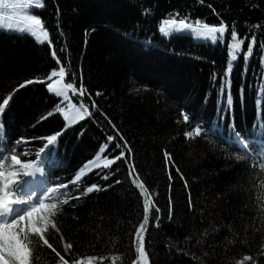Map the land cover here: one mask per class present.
<instances>
[{
  "label": "trees",
  "instance_id": "trees-1",
  "mask_svg": "<svg viewBox=\"0 0 264 264\" xmlns=\"http://www.w3.org/2000/svg\"><path fill=\"white\" fill-rule=\"evenodd\" d=\"M45 2L46 7L39 14L52 34L61 60H69L72 70L77 72V80L81 35L97 27L112 26V30L103 31L95 42L94 81L103 93L101 99L111 111L123 114V134L133 149L146 150L152 159L160 162L161 150L167 147L183 173L181 177L172 168L176 215L159 228L149 225L146 247L151 264H236L244 255H252L256 264H264V169L258 167L260 160L256 166H252L251 158L237 161L230 154H243L242 150L228 139L233 115L235 130L241 136L256 132V144L260 130L264 129V78L261 77L264 59L259 55L264 46V0ZM57 5L63 35L57 28ZM174 17L213 24L223 18L230 30L235 29L242 37L256 35L253 57L245 63L241 54L234 62L231 115L225 113L223 119L219 118L227 89L224 96L218 95L221 78L231 59L229 34L216 43L198 41L186 33L169 38L161 36L162 21ZM248 43L246 39L245 50ZM60 48L65 51L61 53ZM50 52L47 44L39 43L28 33L0 28V98L25 79L45 77L56 66ZM13 99L15 104L3 117L6 121L3 131L13 140L20 136L43 137L63 127L59 114L40 120L58 102L44 84L34 83L19 89ZM181 109L189 111L188 123L183 121ZM193 117H199L204 127L218 123L224 137H206L202 133L186 139L183 133L195 126ZM97 121L96 118L81 121L62 135L57 147L64 166L55 171L54 178L61 182L72 180L81 167L95 159L105 143L110 145L108 157L118 154L119 149L113 145L119 139L107 142L108 134ZM42 143L37 139L27 145L29 158H34V151ZM256 144L249 145L253 152L257 151ZM127 167L119 160L110 169L103 165L91 171L86 169L78 189L69 185L73 196L91 183L112 185L106 191L70 200L57 214L65 238L74 245L70 258L106 255L109 259L103 264H112L111 256L118 254L115 264H132L135 259L132 233L143 217V207L142 197L127 175ZM107 172L113 174L104 180ZM115 180L120 183H113ZM49 240L59 249L58 235L50 234ZM34 264H54L51 250L43 249Z\"/></svg>",
  "mask_w": 264,
  "mask_h": 264
},
{
  "label": "snow or ice",
  "instance_id": "snow-or-ice-1",
  "mask_svg": "<svg viewBox=\"0 0 264 264\" xmlns=\"http://www.w3.org/2000/svg\"><path fill=\"white\" fill-rule=\"evenodd\" d=\"M201 3L204 0H200ZM46 7L45 0H0V28L8 30H17L21 33H28L41 44H47L50 47L51 57L56 66L52 67L48 74L43 77H33L25 79L19 83L12 92H9L3 98H0V264H34L39 259V254L43 249H50L54 256V264H103L109 257L106 255H87L78 258H70L73 253V242L67 240L61 227L57 222V214L62 211L64 205H68L70 200H79L93 192L106 191L112 187L111 184L100 185L91 183L83 191H77L75 196L69 191V185L79 188L78 182L81 181L85 170L91 171L94 167H100L101 157L97 155L95 160H89L74 178L67 182H61L54 178L55 171L64 166L63 156L59 155L58 143L62 135L71 126L81 121L95 120V113H99L107 121L108 125L114 130V135H107V142H113L119 137V142L113 145V148L119 149L117 155L108 158L104 157L103 168H111L115 161L123 160L127 164V175L132 184L139 191L142 197L143 217L135 226L132 233V244L135 251V259L132 264H151L149 251L146 247L149 225L159 228L162 223L161 210L153 199V193L149 190L144 179L140 178V173L136 170L134 162L133 147L129 140L113 122L112 118L104 112L103 108L97 103V97L103 93L96 90L95 93L89 91L84 83L83 68L79 69V84H77V72L72 70L70 61L61 60L57 48L53 43L52 34L46 26V22L39 14V10ZM215 12V9H213ZM57 28L61 35L63 29L59 28L60 9L57 5ZM219 16V13H216ZM179 16V13H176ZM159 32L165 36L173 33H190L196 38L216 43L223 40L226 33L229 34V51L231 59L227 62L224 71L220 92L218 95L224 96L227 89V95L224 99V107L221 109L220 119L224 114H232L233 96L231 94V73L233 72L234 62L243 54L244 62L254 55V47L257 45L255 34H245L243 37L235 30H230V25L220 19L218 24L204 22L196 19L190 22L184 19H165L162 21ZM248 40V46L244 49L245 40ZM63 53L65 50L60 48ZM260 58L264 59V46H261ZM67 65V66H66ZM70 77V79H69ZM264 78V74H261ZM34 83L44 84L47 90L58 98V102L40 117V120H46L59 114L63 127L43 137H25L20 136L12 139L3 131L6 121L3 119L6 110H10L15 104L14 93L19 89L26 88ZM241 98L243 97V87L240 89ZM75 97V100H74ZM87 97V101L85 100ZM11 102V104H10ZM180 115L185 123L190 120L189 111L181 109ZM194 127L183 133L186 139H194L203 133L206 137L212 136L223 138L224 132L222 126L218 123L203 126L199 117H193ZM99 123V121H97ZM258 127V126H257ZM234 145L242 150L243 154L231 153L237 161L252 160V166H256V161L260 169H264V129L260 130V139L256 144V135L254 131L246 132L241 136L234 127V115L229 125ZM83 133L81 132V135ZM43 141L42 146L34 151V158H29V149L27 145L33 140ZM228 141L225 140V143ZM215 146V141H212ZM250 143L256 144L257 151L253 152L249 147ZM109 148V143H105L99 148L103 152ZM19 150V151H18ZM25 157V158H22ZM165 167L168 170V188L171 190L172 168H175L177 174L183 177V173L176 167L172 153L167 149L163 150ZM116 171H119L117 168ZM112 172L103 175L107 180ZM113 183L119 184V180ZM188 181L184 180L187 187ZM189 207L192 206L191 197L188 200ZM173 216L172 197H168V209L166 218L171 221ZM56 234L59 237V249L56 244L50 242L49 235ZM205 256L207 253L204 254ZM118 258V254L111 256L112 264ZM193 259L199 257L193 256ZM256 264L252 255H244L236 261V264Z\"/></svg>",
  "mask_w": 264,
  "mask_h": 264
},
{
  "label": "rangeland",
  "instance_id": "rangeland-1",
  "mask_svg": "<svg viewBox=\"0 0 264 264\" xmlns=\"http://www.w3.org/2000/svg\"><path fill=\"white\" fill-rule=\"evenodd\" d=\"M2 29L8 30L6 28H2ZM107 29L112 30V26L108 25L104 27H97L81 35V47L79 51V69L81 67L83 68L84 83L89 88V91L93 92V94L95 93L96 90H99L97 83L94 81V78L96 77V62H97L95 42H96L97 37H99L102 34V32ZM8 31L18 32L17 30H14V29L8 30ZM184 33L190 34L187 32H184ZM173 34H177V33H173ZM160 35L164 36L165 38H169L171 36V35L165 36L161 33ZM194 38L198 41H205V40L198 39L195 36ZM77 84H79V80H77ZM96 99H97V103L103 108L104 112H106L112 118L113 122L116 123L117 127L123 133V127L125 124V118L123 114L117 111H115L116 112L115 114V112L111 111L109 107H106L107 105L104 103L101 97H97ZM85 100L87 101V97H85ZM95 117L99 121L101 127L106 131L108 135L115 134L114 130L110 128V126L108 125L107 121L104 119L103 116H101L99 113H95ZM117 139H119V137H117ZM109 149H110V145L108 149H105L103 152L101 151L99 152L98 155L101 157L100 165H103L104 157L105 156L108 157V154L106 153L108 152ZM165 149L168 150L167 147L165 148L163 147L161 150L160 162H156L154 159H152L146 150L133 149L136 170L140 173V178L145 180V183L148 185L149 190L154 194L153 199L156 201L157 205L159 206L161 210V219H162L161 224L169 221L166 218L169 195H171L172 197L173 216L176 215L175 213H177L175 198L172 194V188H173V183H174V176H173L174 173L172 171V177H173L171 181L172 186H171V190H169L168 170L165 167V160L163 156V150ZM168 151L170 152V150ZM108 158H111V157H108ZM163 191L165 192V194H163Z\"/></svg>",
  "mask_w": 264,
  "mask_h": 264
}]
</instances>
